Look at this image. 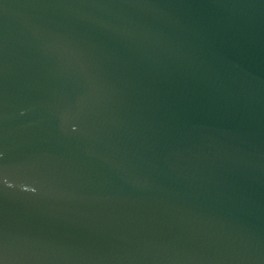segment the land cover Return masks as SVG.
I'll return each mask as SVG.
<instances>
[{
    "label": "water",
    "instance_id": "water-1",
    "mask_svg": "<svg viewBox=\"0 0 264 264\" xmlns=\"http://www.w3.org/2000/svg\"><path fill=\"white\" fill-rule=\"evenodd\" d=\"M0 264H264V0H0Z\"/></svg>",
    "mask_w": 264,
    "mask_h": 264
}]
</instances>
